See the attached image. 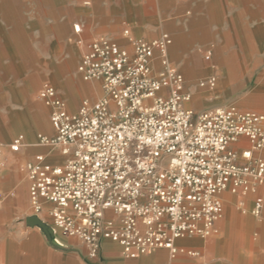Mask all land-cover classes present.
<instances>
[{
	"label": "built area",
	"instance_id": "2783aa9c",
	"mask_svg": "<svg viewBox=\"0 0 264 264\" xmlns=\"http://www.w3.org/2000/svg\"><path fill=\"white\" fill-rule=\"evenodd\" d=\"M123 35L130 51L96 36L80 57L81 79L100 82L103 95L97 100L84 98L70 112L53 85L38 90L54 130L51 136L38 134V143L64 160L52 164L37 153L24 162L28 205L34 215L46 212L63 236L80 241L90 261L98 259L103 241H111L126 258L164 249L179 264L178 257L198 253L177 246V240L217 232L224 192L254 194L252 206L243 209L261 215L264 113L235 106L186 108L191 93L168 58L169 35ZM216 80L209 75L198 85L212 90ZM23 142L16 135L10 150L17 152Z\"/></svg>",
	"mask_w": 264,
	"mask_h": 264
},
{
	"label": "crops",
	"instance_id": "0c3cea01",
	"mask_svg": "<svg viewBox=\"0 0 264 264\" xmlns=\"http://www.w3.org/2000/svg\"><path fill=\"white\" fill-rule=\"evenodd\" d=\"M10 1L3 2L9 4ZM219 1L37 0L40 3L36 4L35 12L31 13L27 11L25 2L22 5H4L7 9L5 11L13 14L10 17L5 14L4 18L0 15V233L8 228L11 220H15L19 226L16 228L24 238L22 243L13 246H18L15 251L21 249L20 251L27 253L22 254L19 261L10 259L7 264H173L164 249L129 259L111 241L102 242L99 257L95 261L86 259L82 243L71 251L73 257H80V261L75 258L59 259L53 251L45 249L42 242L43 231L30 223L29 218L37 216L43 220L49 217L46 212L37 215L27 212L28 180L21 166L37 153L45 154L47 161L52 164H61L64 160L51 147L41 145L37 140L38 134H54L48 119L50 110L38 100L37 92L44 83L55 85L49 80L45 81L32 97L33 86L48 73L35 66L34 72L29 74L27 69H23L21 60L41 59L33 46L40 39H65L70 50L64 62L66 70L55 65L57 68L54 67V78L51 80L58 87L55 88L66 102L67 109L76 112L82 99L95 101L103 95L100 82L83 81L72 70L79 53L75 46L77 37L81 40L83 53L88 41L96 36L115 39L130 51L131 47L123 35L124 30H128L134 37L146 40L168 34L171 37L168 58L172 63L170 52L178 66L172 64L183 74L187 90L191 93V100L187 101L185 107L192 110L226 107L235 103L236 99L230 94L231 89L228 88L227 94L223 91L224 85H227L223 75L226 74L228 57L219 55L226 52L228 38L224 33L226 31H221L216 25ZM74 25L79 27L78 32L74 31ZM244 40L248 41L246 38ZM13 48L19 52L17 54L21 60L13 57ZM204 51L212 53L211 67L221 63L216 67L217 70H208L209 66L202 56ZM209 71L210 74L205 75ZM16 74H20L21 81L13 82V75ZM209 75H215L217 79L212 90L194 86L196 79L203 76L204 79ZM14 92L19 93V99L13 98ZM37 102L47 108L48 118ZM261 107L262 110L249 109L264 113V105ZM18 134L23 135L24 142L17 152H12L9 144ZM241 143L246 146V139H242ZM261 155L264 158V152ZM257 194L262 197L264 204V184L259 187ZM222 197L224 213L217 222V232L214 235L208 238L187 237L176 241L177 246L198 253L196 257H178L179 264H264V205L261 215L255 217L243 209L252 206L254 194L241 196L224 192ZM46 206L51 207V204L47 203Z\"/></svg>",
	"mask_w": 264,
	"mask_h": 264
},
{
	"label": "rangeland",
	"instance_id": "374dc122",
	"mask_svg": "<svg viewBox=\"0 0 264 264\" xmlns=\"http://www.w3.org/2000/svg\"><path fill=\"white\" fill-rule=\"evenodd\" d=\"M3 1L5 0H0V10L2 11H0V15H2L3 18L5 14L9 17L13 14L5 11L7 9L4 5L9 6L11 3L22 5L25 2L27 4V11L31 13L35 12L36 4L41 2L37 3V0H11L8 2L9 4H7V2ZM216 25L221 31H226L224 33L228 38L226 52L219 55L221 57L224 54L228 57L226 61V74L223 75L227 85H224L223 91L226 92L225 94L230 91V94L235 96L236 102L227 106H235L239 109L253 108L262 110L261 104L256 99L260 96H264V0H220L219 9L216 13ZM244 38L248 39V41L244 40ZM77 39L75 46L79 53L77 60L73 63V71H76L82 54V43L78 37ZM33 46L38 52L39 57H41V59L37 61H33L30 58L21 60V57L17 54L19 52H16L15 48L12 50L13 57H17V60H21L23 69H27L29 74L34 72L35 66L48 73V75H45L42 80L33 86V91L31 92L32 97H34L37 88L47 80L51 81L58 89L53 80H51L54 78V67L57 68L56 66H59L61 70H66L64 62L65 58L69 56L68 52H70L65 39H40V41L34 42ZM206 53L207 51L202 53L203 59ZM169 54L172 63L177 65L171 58L170 52ZM212 57L211 53L210 59H212ZM210 59H204L209 66L208 70L211 71V68L217 70L216 67H219L221 63H217L216 67H211L212 63ZM210 71L205 75L208 73L210 74ZM203 77H200V79ZM200 79L194 81V86L196 88H198L197 82ZM14 80H16V82L21 81L22 77L20 74L13 75V82ZM228 88L231 90L227 91ZM12 96L16 99L20 98L18 92H14ZM37 103L43 110V114L48 118L47 108L41 103ZM27 212H32L30 207H28ZM41 221L44 223L45 229H42L36 224L35 226H38L43 231L42 242L45 249L53 251V253L58 255L59 259L68 260L75 258L80 261V257H78V255L73 257L74 254L71 252L73 249L80 246V241L75 238H65L57 229L52 227L50 218L45 217ZM9 224H7L9 225L8 228H4L0 233V264H7L10 259L19 261L22 254H27L24 251H20L21 249L19 248V250L15 251L18 246L15 247L16 245H13L22 243L24 236L22 232H19L16 228L19 226H17L15 220H11ZM28 226H30V224H28ZM9 244H12V247L8 246ZM82 258L84 259V257ZM53 260L55 261L54 258Z\"/></svg>",
	"mask_w": 264,
	"mask_h": 264
},
{
	"label": "water",
	"instance_id": "95a60500",
	"mask_svg": "<svg viewBox=\"0 0 264 264\" xmlns=\"http://www.w3.org/2000/svg\"><path fill=\"white\" fill-rule=\"evenodd\" d=\"M29 222L40 226L42 229H45L44 223L40 219H38L37 216L30 217Z\"/></svg>",
	"mask_w": 264,
	"mask_h": 264
},
{
	"label": "bare ground",
	"instance_id": "6f19581e",
	"mask_svg": "<svg viewBox=\"0 0 264 264\" xmlns=\"http://www.w3.org/2000/svg\"><path fill=\"white\" fill-rule=\"evenodd\" d=\"M209 53H210V56H211V51H208ZM203 79H201V80H199L198 82H197V86H198V88H207L206 86H199L198 85V83H200L201 81H202ZM191 100V99H190ZM256 100H258V102L261 104V105H264V96H260V97H258ZM187 103V102H186ZM185 103V104H186Z\"/></svg>",
	"mask_w": 264,
	"mask_h": 264
}]
</instances>
